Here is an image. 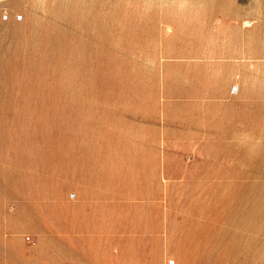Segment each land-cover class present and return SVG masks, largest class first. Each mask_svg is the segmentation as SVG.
I'll return each mask as SVG.
<instances>
[{"label":"rangeland","instance_id":"374dc122","mask_svg":"<svg viewBox=\"0 0 264 264\" xmlns=\"http://www.w3.org/2000/svg\"><path fill=\"white\" fill-rule=\"evenodd\" d=\"M0 264H264V0H0Z\"/></svg>","mask_w":264,"mask_h":264},{"label":"crops","instance_id":"0c3cea01","mask_svg":"<svg viewBox=\"0 0 264 264\" xmlns=\"http://www.w3.org/2000/svg\"><path fill=\"white\" fill-rule=\"evenodd\" d=\"M88 221H91L90 219ZM96 228L92 224L87 226V231L90 233L91 231H94ZM81 238V237H80ZM91 239V238H90Z\"/></svg>","mask_w":264,"mask_h":264}]
</instances>
